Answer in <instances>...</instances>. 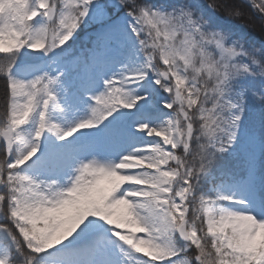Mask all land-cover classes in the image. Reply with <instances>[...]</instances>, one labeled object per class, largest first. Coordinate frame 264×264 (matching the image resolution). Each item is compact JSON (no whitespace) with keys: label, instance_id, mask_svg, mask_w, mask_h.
Segmentation results:
<instances>
[{"label":"snow or ice","instance_id":"1","mask_svg":"<svg viewBox=\"0 0 264 264\" xmlns=\"http://www.w3.org/2000/svg\"><path fill=\"white\" fill-rule=\"evenodd\" d=\"M246 15L264 32V0H0V264H264Z\"/></svg>","mask_w":264,"mask_h":264},{"label":"trees","instance_id":"2","mask_svg":"<svg viewBox=\"0 0 264 264\" xmlns=\"http://www.w3.org/2000/svg\"><path fill=\"white\" fill-rule=\"evenodd\" d=\"M230 3H234L236 5L242 4V1L240 0H229ZM246 13H248V9L245 7L243 9ZM218 15L221 17L224 16L223 12H220ZM232 24L236 26L245 25V32L247 33V36L250 40L255 41L256 43H259L260 41L264 40V32L261 31L260 27V20L258 16L253 15L251 20H248L247 15L243 20H236L231 21Z\"/></svg>","mask_w":264,"mask_h":264},{"label":"rangeland","instance_id":"3","mask_svg":"<svg viewBox=\"0 0 264 264\" xmlns=\"http://www.w3.org/2000/svg\"><path fill=\"white\" fill-rule=\"evenodd\" d=\"M241 1V0H240Z\"/></svg>","mask_w":264,"mask_h":264}]
</instances>
